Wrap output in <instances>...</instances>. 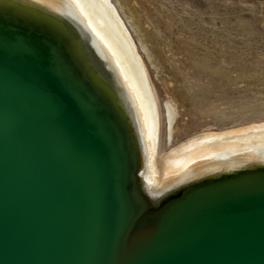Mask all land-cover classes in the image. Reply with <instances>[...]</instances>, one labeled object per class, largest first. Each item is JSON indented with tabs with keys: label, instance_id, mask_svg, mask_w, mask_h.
<instances>
[{
	"label": "water",
	"instance_id": "water-1",
	"mask_svg": "<svg viewBox=\"0 0 264 264\" xmlns=\"http://www.w3.org/2000/svg\"><path fill=\"white\" fill-rule=\"evenodd\" d=\"M136 128L81 31L0 0V264H264V158L149 195Z\"/></svg>",
	"mask_w": 264,
	"mask_h": 264
},
{
	"label": "rangeland",
	"instance_id": "rangeland-1",
	"mask_svg": "<svg viewBox=\"0 0 264 264\" xmlns=\"http://www.w3.org/2000/svg\"><path fill=\"white\" fill-rule=\"evenodd\" d=\"M123 1L141 26L146 52L138 50L160 110H174L164 152L202 132L264 122V0Z\"/></svg>",
	"mask_w": 264,
	"mask_h": 264
},
{
	"label": "bare ground",
	"instance_id": "bare-ground-1",
	"mask_svg": "<svg viewBox=\"0 0 264 264\" xmlns=\"http://www.w3.org/2000/svg\"><path fill=\"white\" fill-rule=\"evenodd\" d=\"M41 1L58 10L81 31L125 101L139 138L144 158L143 178L149 195L161 192L176 181H184L201 169L217 168L246 158H264V122L202 132L164 152V119L168 118L170 134L174 110L168 109L166 113L160 110L156 91L138 50L146 52L142 29L132 15L123 12L124 1L77 0V4L73 0Z\"/></svg>",
	"mask_w": 264,
	"mask_h": 264
},
{
	"label": "snow or ice",
	"instance_id": "snow-or-ice-1",
	"mask_svg": "<svg viewBox=\"0 0 264 264\" xmlns=\"http://www.w3.org/2000/svg\"><path fill=\"white\" fill-rule=\"evenodd\" d=\"M73 3H74V4H77V0H73ZM77 6H78V5H77Z\"/></svg>",
	"mask_w": 264,
	"mask_h": 264
}]
</instances>
